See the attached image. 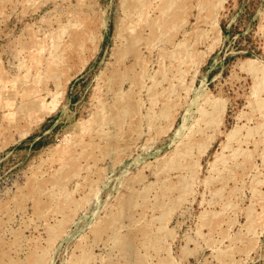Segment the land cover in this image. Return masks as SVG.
I'll list each match as a JSON object with an SVG mask.
<instances>
[{
	"label": "rangeland",
	"instance_id": "rangeland-1",
	"mask_svg": "<svg viewBox=\"0 0 264 264\" xmlns=\"http://www.w3.org/2000/svg\"><path fill=\"white\" fill-rule=\"evenodd\" d=\"M125 1L0 0V264H81L89 249L94 262L89 264H125L112 233L96 229L111 216H120L134 192L137 206L118 219L120 234L137 240L131 264L142 258L144 264H264V107L255 104L264 100V76L248 68L251 62L264 68V0H179L181 8L172 12L174 27L163 23L168 0H146L141 17L128 14L122 7ZM61 26L66 28L61 38L66 56L60 66H49ZM127 35L138 36L137 52L121 60L118 53ZM153 44L158 48L153 50ZM185 44L195 57L181 52L180 63L173 61L170 54ZM40 46L44 64L42 89L37 90L47 107L25 113L23 91L32 81L21 84V64L26 60L28 67L30 50ZM120 74L122 80L113 78ZM157 74L160 86L152 97ZM116 93L135 95L139 113L124 124L120 148L106 151L103 137L113 125L99 127L95 119L104 106L106 116L111 114ZM214 102L223 112L217 124L208 125L203 112L213 111ZM164 103L172 114L150 125L145 119L148 107L160 110ZM84 126L88 129L82 130ZM236 129L240 141L231 137ZM187 142L192 151L169 169ZM60 151L66 152L61 156ZM226 162L232 173L223 180L218 175L225 173ZM69 171L64 193L58 191L53 183ZM186 181L190 190L183 188ZM159 202L171 206L166 234H155L163 238L157 248L145 243L141 229L150 225L159 231L164 209Z\"/></svg>",
	"mask_w": 264,
	"mask_h": 264
},
{
	"label": "bare ground",
	"instance_id": "bare-ground-1",
	"mask_svg": "<svg viewBox=\"0 0 264 264\" xmlns=\"http://www.w3.org/2000/svg\"><path fill=\"white\" fill-rule=\"evenodd\" d=\"M185 1V0H184ZM29 3V2H28ZM180 3L181 2H179V0H168V3H167V5H166V8L164 9V17L165 18H167L168 20H165V21H163V23H165V26H168V27H171V26H173V22H174V18H173V20H172V15L174 14V10L176 9V8H181V5H180ZM184 3V2H183ZM82 4V3H81ZM123 4H124V6H122V7H125V10L127 11V13L128 14H130V15H132V14H134L135 16L136 15H140L141 14V11H142V9H143V7L145 6V4H146V0H126L125 2H123ZM151 5V4H150ZM185 5V4H184ZM148 7V6H147ZM158 7V6H157ZM76 8V7H75ZM161 8H163V7H161ZM216 9V8H215ZM144 10V9H143ZM150 10H148V12H149ZM172 12H173V14H172ZM145 13V12H144ZM125 14V13H124ZM75 15V14H74ZM127 15V14H126ZM145 15V14H144ZM151 15V14H150ZM142 16V14L140 15V17ZM149 16V15H148ZM153 16V15H152ZM161 16H162V14H161ZM62 17V16H61ZM60 17V18H61ZM128 17V16H127ZM139 17V16H138ZM73 18H75L74 16H73ZM77 18V17H76ZM123 18V17H122ZM158 18V17H157ZM160 18V17H159ZM185 18V17H184ZM78 19H80V18H78ZM162 19V18H161ZM154 20V19H153ZM158 20V19H157ZM164 20V19H163ZM176 20V19H175ZM76 21H77V19H76ZM79 21V20H78ZM159 21V20H158ZM178 21V20H177ZM155 22H157V21H155ZM214 22V21H213ZM137 24H138V22H136ZM160 23V24H159ZM181 23V22H180ZM75 24V23H74ZM131 24V23H130ZM136 24V25H137ZM155 24V23H154ZM174 24H176V23H174ZM182 24V23H181ZM71 25H72V23H71ZM90 25V24H89ZM95 25H96V23H95ZM132 25V24H131ZM135 25V24H134ZM162 25H164V24H162ZM67 27L68 26H70V22H69V24L68 25H66ZM72 26H75V27H80L79 25L78 26H76V25H72ZM84 26V25H83ZM151 26V25H150ZM156 26H158V28L160 29V26H161V22L159 21L158 23H157V25ZM175 26V25H174ZM173 26V27H174ZM182 26V25H181ZM92 27V26H91ZM126 27V26H125ZM132 27V26H131ZM137 27H138V25H137ZM140 27V26H139ZM162 27H164V26H162ZM184 27V26H183ZM61 28H62V26H61ZM122 28V27H121ZM128 28V27H127ZM135 28H136V26H135ZM152 28V27H151ZM177 28V27H176ZM182 28V27H181ZM78 29V28H77ZM141 29V28H140ZM179 29V28H178ZM142 30V29H141ZM170 30V29H169ZM175 29H172V31H174ZM180 30V29H179ZM77 31H79V30H77ZM131 31V30H130ZM176 31V30H175ZM96 32V31H95ZM121 32H122V30H121ZM128 32H129V29H128ZM132 32H134V30L132 31ZM132 32L130 33V34H132ZM137 32V31H136ZM136 32H134V33H136ZM166 32V33H165ZM164 33H165V35H170V34H168L167 33V31H165ZM178 32V31H177ZM66 33V28L64 27V28H62L61 29V31L59 32V34L57 35L56 34V36H57V43H55L56 44V49H55V55H53L48 61V63H49V66H50V64H52V65H56V67L59 65L60 66V64L61 63H63L64 61H63V59L65 58V56H64V48L61 46V44H62V42H64V41H62L61 42V38L63 39V35ZM80 33V32H79ZM92 33H94V32H92ZM91 33V34H92ZM123 33V32H122ZM125 33H127V32H125ZM125 33H124V35H125ZM147 33V32H146ZM173 33V32H172ZM89 34V33H88ZM95 34V33H94ZM129 34V33H128ZM143 34V33H142ZM82 35V34H81ZM90 35V34H89ZM138 35H140V34H138ZM144 35V34H143ZM55 36V37H56ZM65 36V35H64ZM85 36V35H84ZM122 36V35H121ZM163 36H164V34H163ZM157 37H158V35H157ZM171 37V36H170ZM74 38V37H73ZM88 38V37H87ZM56 39V38H55ZM122 39V38H121ZM124 39H125V37H124ZM143 39V38H142ZM162 39H163V37H162ZM166 39V38H165ZM171 39V38H170ZM24 40V39H23ZM54 40V39H53ZM64 40V39H63ZM77 40V39H76ZM88 40V39H87ZM157 40H159V38L157 39ZM164 40V39H163ZM67 41V40H66ZM141 41V40H140ZM142 41H144V39L142 40ZM165 41V40H164ZM167 41V40H166ZM165 41V42H166ZM169 41H171V40H169ZM173 41H175V39L173 38ZM180 41V40H179ZM26 42V41H25ZM138 42H139V38H138V36L137 35H127L126 36V39H125V46L123 47V49L121 50V51H119V53H118V59H121L122 60V58L125 56V55H127L128 53H131V52H134L135 50H136V48H137V45H138ZM22 43V42H21ZM122 43H123V41H122ZM144 43H146V42H144ZM155 43H157V42H155ZM167 43V42H166ZM172 43V42H171ZM179 43V42H178ZM185 43V42H184ZM64 44V43H63ZM88 44V43H87ZM168 44L170 45V42H168ZM181 44H182V42H181ZM22 45L23 44H21L20 46L22 47ZM27 45V44H26ZM40 45V44H39ZM80 45V44H79ZM160 45V44H159ZM165 45V44H164ZM167 45V44H166ZM165 45V46H166ZM175 45V44H174ZM188 45V44H187ZM24 46V45H23ZM28 46V45H27ZM32 46H35V45H32ZM69 46V45H68ZM71 47H73L72 45H70ZM78 46V45H77ZM139 46H141V45H139ZM146 46V45H145ZM154 46H156V44H153V50L154 49H156V48H158L157 46H156V48H154ZM163 46V45H162ZM190 46V45H189ZM189 46H186V44H185V46L183 47V45H180L177 49L179 50V52L178 51H176V52H174L173 54H170L171 56L170 57H172L171 59L173 60V61H176V62H178V61H181L182 60V58L180 57V53L182 52V53H184L185 55H186V57L187 58H190V59H192L191 57H195V55H193V53L194 52H192V50L189 48ZM29 47H31V46H29ZM37 47V46H36ZM39 47V46H38ZM37 47V48H38ZM41 47V46H40ZM70 47V48H71ZM160 47V46H159ZM170 47V46H169ZM175 47V46H174ZM35 49V47L34 48H32L33 49V51L32 50H30V53H29V63H30V67L28 68L27 66H26V64H28V63H26L27 61L25 60L24 62H22V64H21V66L23 67V69H25V74L24 75H22V77H21V84H23V83H26V81H32L29 85H27V87L25 88V91H23V93H24V97L26 98L25 99V101H26V105H25V107L23 108V109H25L24 111H25V113H26V111L28 110V111H32V110H34V109H36V108H40V107H47V103H46V101H44V100H42L41 98H39V92H41V91H39L38 92V88H40V87H38V86H40V83H39V81H40V78H41V72H40V66L42 65V63L44 64V62H43V58H40L39 56H41L42 54H43V48L41 47V48H39V49ZM151 48V47H150ZM166 48V47H165ZM18 49V48H17ZM22 49V48H21ZM35 49V50H34ZM65 49H67V48H65ZM69 49V48H68ZM142 50V49H141ZM151 50V49H150ZM168 50H170V49H168ZM70 51V50H69ZM137 51H135V53H136ZM163 52V51H162ZM134 53V54H135ZM139 53V52H138ZM133 54V53H132ZM161 54H164V53H161ZM133 56V55H132ZM140 56V55H139ZM147 56V55H146ZM168 55H166V57H167ZM183 56V55H182ZM24 57H26V56H24ZM28 57V56H27ZM130 57V56H129ZM145 57V56H144ZM187 58H183V59H187ZM195 59H197V58H195ZM124 60H126V58L125 59H123V61ZM139 60H142V59H139ZM194 60V59H193ZM63 61V62H62ZM67 61V60H66ZM192 61V60H191ZM137 62V61H136ZM139 62V61H138ZM175 62V63H176ZM185 62V61H184ZM21 63V62H20ZM60 63V64H59ZM171 62H169V66L171 65L170 64ZM174 63V64H175ZM178 63H180V62H178ZM58 64V65H57ZM67 64V63H66ZM65 64V65H66ZM116 64V63H115ZM127 64V63H126ZM133 64V63H132ZM148 64V63H147ZM149 64H150V62H149ZM160 64V63H159ZM164 64V63H163ZM119 65H123V64H119ZM137 65V64H136ZM173 65V64H172ZM63 66V65H62ZM133 66V65H132ZM131 66V67H132ZM165 66V65H164ZM176 66V65H175ZM64 67V66H63ZM114 67V66H113ZM116 67V66H115ZM134 67V66H133ZM163 67V66H162ZM174 67V66H173ZM172 67V68H173ZM182 66H180L179 68H181ZM250 67V70H253V71H255L256 73H257V75H258V77H259V73H262V75L264 76V68L262 67V66H259V65H255L253 62H251V64L248 66V68ZM21 68V67H20ZM49 68V67H48ZM55 68V67H54ZM117 68V67H116ZM119 68V67H118ZM144 68V67H143ZM142 68V69H143ZM165 68V67H164ZM163 68V69H164ZM184 67H182V69H183ZM49 69H52L51 67L49 68ZM48 69V70H49ZM145 69V68H144ZM20 70V69H19ZM60 70V69H59ZM129 70V69H128ZM172 70V69H171ZM180 69H178V71H179ZM184 70V69H183ZM5 71V70H4ZM22 71V70H21ZM49 71H51V70H49ZM142 71V70H141ZM166 71V70H165ZM164 71V72H165ZM169 71V70H168ZM20 72V71H19ZM132 72H134L133 70H132ZM143 72V71H142ZM146 72H147V70H146ZM158 72V71H157ZM161 72V71H160ZM171 72V71H170ZM255 72H253V73H255ZM145 73V72H144ZM162 73V72H161ZM175 73V72H174ZM52 74H55V73H52ZM118 74V73H117ZM140 74H141V72H140ZM139 74V75H140ZM146 74V73H145ZM143 75V76H146V75ZM153 74V73H152ZM18 75V74H17ZM51 75V74H50ZM60 75V74H59ZM62 75V74H61ZM136 75V74H135ZM138 75V74H137ZM166 75V74H165ZM164 74H162L161 76H165ZM63 76H64V73H63ZM133 76V75H132ZM151 76V75H150ZM157 76V80L155 79L154 80V83H153V85L150 87V91L152 92V97H153V95L155 94V93H157V90H158V87L160 86H158V84H159V81H160V79H159V77H158V74L156 75ZM176 76V75H175ZM2 77V71L0 70V78ZM55 77H57V76H55ZM115 77V79H120V80H122L121 78H123L124 77V75H121L120 74V76L118 75V76H114L113 75V78ZM152 77H154V76H152ZM177 77V76H176ZM179 77V76H178ZM177 77V78H178ZM261 77V76H260ZM6 78V77H5ZM20 78V77H19ZM59 78V77H58ZM109 78H110V76H109ZM146 77H144V79H145ZM149 78H151V77H149ZM155 78V77H154ZM153 78V79H154ZM162 78V77H161ZM176 78V79H177ZM128 79V78H127ZM137 79V78H136ZM175 79V78H174ZM17 80V79H16ZM43 80V79H42ZM56 80V79H55ZM133 80H135V79H133ZM171 80V79H170ZM172 80H173V77H172ZM257 80H258V78H257ZM264 80V79H263ZM28 81V82H29ZM60 81V80H59ZM113 81V80H112ZM124 81H125V79H124ZM131 81V80H130ZM147 81V80H146ZM167 81V80H166ZM169 81V80H168ZM175 81V80H174ZM177 81H178V79H177ZM262 81V80H261ZM42 82V81H41ZM120 82H123V81H120ZM136 82V81H135ZM144 82V81H143ZM171 82V81H170ZM263 82V81H262ZM17 83V82H16ZM20 83V82H19ZM39 83V85H37ZM137 83V82H136ZM136 83H135V85H136ZM139 83V82H138ZM148 83V82H147ZM160 83H164L162 80H161V82ZM111 84V83H110ZM140 84V83H139ZM138 84V85H139ZM146 84V83H145ZM171 84V83H170ZM178 84H179V82H178ZM182 84V83H181ZM115 85V84H114ZM134 85V84H133ZM173 86H174V84H172ZM171 85V86H172ZM257 85V84H256ZM260 85H262V84H260ZM14 86H16V84L14 85ZM42 86V85H41ZM137 86V85H136ZM140 86V85H139ZM147 86V85H146ZM163 86V85H162ZM176 86V85H175ZM174 86V87H175ZM258 86V85H257ZM19 86H16V87H14V88H18ZM43 87V86H42ZM108 87H109V85H108ZM120 87V86H119ZM133 87V86H132ZM145 87V86H144ZM143 87V88H144ZM164 87V86H163ZM168 87H170V86H168ZM259 87V86H258ZM263 87V86H262ZM20 88V87H19ZM58 88V87H57ZM60 88H62V87H60ZM114 90H113V92L115 91V88L114 87H112ZM125 88V87H124ZM146 88V87H145ZM148 88V87H147ZM161 88V87H160ZM176 88V87H175ZM174 88V89H175ZM5 89V88H4ZM7 89V88H6ZM40 89H42V88H40ZM47 89V88H46ZM133 89V88H132ZM177 89H178V87H177ZM11 90V89H10ZM131 90V89H130ZM136 90V89H135ZM142 90H144V89H142ZM146 90V89H145ZM260 90H261V87H260ZM17 91V89H15V92ZM47 91V90H46ZM164 91V90H163ZM167 91H168V89H167ZM170 92H171V90H169ZM178 91V90H177ZM264 91V90H263ZM43 92V91H42ZM112 92V93H113ZM140 92V94L139 95H141V93L143 92V91H139ZM161 92V91H160ZM159 92V93H160ZM166 92V91H165ZM191 92V91H190ZM17 93V92H16ZM118 93V92H117ZM117 93L115 94L116 96H117ZM119 93H121V91L119 92ZM136 93V92H135ZM147 93H148V91H147ZM163 93V92H162ZM167 93H169V92H167ZM172 93V92H171ZM170 93V94H171ZM60 94V93H59ZM122 94H124L123 92H122ZM138 94V93H137ZM143 94V93H142ZM165 93H163V95H164ZM125 95V94H124ZM117 96V99H116V101L114 102V104H113V106L110 108V110H111V114H108L107 116H106V110H108V108L106 109L105 108V111H104V107H103V109H102V111L99 113V114H97V117L98 118H96L95 120V122L97 123V125L100 127V126H102L103 125V127H105L106 125L108 126V125H113V130H112V128L110 129V130H108V133H106V136L105 137H103V138H106V141H107V143H106V151H114V149H119L120 147V145H119V140H120V138H121V132H122V128H123V126H124V124H126L128 121V119H130L132 116H135L137 113H139L138 112V104H140V103H138V102H136L134 99L136 98V97H134L135 95H131V94H127L126 96ZM160 95H161V93H160ZM166 95V94H165ZM57 96V95H56ZM137 96V95H136ZM157 96V95H156ZM155 96V98L157 99V97ZM162 96V95H161ZM1 97V96H0ZM165 97V96H164ZM164 97H163V99H164ZM138 98V97H137ZM162 98V97H161ZM167 98H168V95H167ZM55 99V98H54ZM158 99H159V97H158ZM56 100V99H55ZM54 100V101H55ZM58 100V99H57ZM137 100V99H136ZM140 100V99H139ZM207 100V99H206ZM211 100V99H210ZM6 101V100H5ZM53 101V102H54ZM143 100H141V102H142ZM153 101V100H152ZM155 101V100H154ZM7 102V101H6ZM52 102V101H51ZM159 102H160V100L158 101V103L157 104H159ZM106 103V102H105ZM144 103V102H143ZM142 103V104H143ZM149 103H152V102H149ZM168 103V102H167ZM167 103H164V105L166 104V106H163L164 108H160V110H157V109H155L154 107L153 108H151L152 106H154L153 104H152V106H150V107H148V108H150L151 110L149 111V112H147L148 114H147V116H145V119H147V121H148V123L150 124V125H154V124H156V122H158L160 119H162V118H168L169 117V115H170V113L172 114V112H171V110H170V105L169 104H167ZM212 103V102H211ZM215 104L214 105H212V109H214L213 111H211V112H207L206 111V108H205V111L203 112V115H204V117H205V123H207L208 125L209 124H214L216 121H218L217 119H218V117H219V115H222V105L220 104V103H216V102H214ZM103 104H104V102H103ZM145 104V103H144ZM206 104V103H205ZM213 104V103H212ZM256 106H258V108L259 107H264V100H262L261 98L260 99H258L257 101H256ZM151 105V104H150ZM102 106V105H101ZM100 106V108H102ZM109 106V105H108ZM145 106V105H144ZM225 106V105H224ZM223 106V107H224ZM4 107V106H3ZM156 107V106H155ZM211 108V107H210ZM45 109V108H44ZM50 109V108H49ZM141 109V108H140ZM211 109V110H212ZM261 109V108H260ZM224 110V109H223ZM27 111V112H28ZM109 111V110H108ZM222 111V112H221ZM23 112V111H22ZM218 112V113H217ZM24 113V114H25ZM29 113V112H28ZM141 113V112H140ZM216 113V114H215ZM221 113V114H220ZM30 114H31V112H30ZM30 114H28V116L30 115ZM40 114V113H39ZM23 115V114H22ZM27 115V114H26ZM34 116V115H33ZM95 116V115H94ZM138 116V115H137ZM142 116V115H141ZM96 117V116H95ZM94 117V118H95ZM201 118H202V116H200ZM132 119H135V117L134 118H132ZM26 120V119H25ZM131 120V119H130ZM142 120V119H141ZM92 121H93V119H92ZM144 121V120H143ZM84 122H86V121H84ZM94 122V121H93ZM92 122V123H93ZM141 122V121H140ZM140 122H138L140 125L142 124V122L140 123ZM110 123H112V124H110ZM27 124V123H26ZM89 124V123H88ZM94 124V126H95V123H93ZM207 124L204 126L205 128L207 127ZM215 124H217V122L215 123ZM214 124V125H215ZM82 125V124H81ZM105 125V126H104ZM134 126H135V128H136V125L135 124H133ZM139 125V126H140ZM106 126V127H107ZM243 126V125H242ZM244 126H246V125H244ZM262 127H260L261 129H262V131L264 132V124H262L261 125ZM83 127V126H82ZM141 127V126H140ZM87 128V126H84V128H81L82 130H85ZM90 128H92V126L90 127ZM96 128V127H95ZM137 128H138V125H137ZM88 129V128H87ZM101 129V128H100ZM106 129H109V128H106ZM105 128H104V130H106ZM249 129H251V128H249ZM92 130H93V128H92ZM139 130V129H138ZM237 130V129H236ZM253 130V129H252ZM252 130L251 131H249L248 132V136H251V135H253L252 134ZM255 130V129H254ZM203 131H204V129H203ZM102 132V131H101ZM106 132V131H105ZM239 132V130H237V131H235V132H233V134H232V139H234V141L235 140H237V141H240V132ZM99 133V136H100V131L98 132ZM102 133H104V131L102 132ZM254 133V132H253ZM244 135V134H243ZM245 135H247V133L245 134ZM244 135V137H246ZM72 137V136H71ZM101 138V137H100ZM68 139V138H67ZM70 139V138H69ZM239 139V140H238ZM241 139H242V136H241ZM264 139V138H263ZM232 141V140H231ZM192 143H189V142H187L182 148H180V150L176 153V160L174 161V162H172L171 164H170V166H169V169L170 168H176V167H178L180 164H181V161H182V159H183V157L184 156H187V155H189L190 154V152L192 151ZM85 148V147H84ZM67 149V148H66ZM86 151V150H85ZM88 151H90V149L88 150ZM64 152H66V151H64ZM64 152H61L60 151V155L61 156H63L64 155ZM117 153V152H116ZM84 154H86V153H84ZM90 154V153H89ZM242 154V153H241ZM87 155V154H86ZM85 155V156H86ZM116 155V154H115ZM189 157V156H188ZM90 158V157H89ZM91 158H92V156H91ZM60 159V158H59ZM114 159V158H113ZM223 159V158H222ZM222 159H220V160H222ZM65 160V159H64ZM226 159H225V157H224V160L223 161H225ZM72 161V160H71ZM230 161V160H229ZM62 162H63V160H62ZM61 162V163H62ZM63 164H64V162H63ZM71 164H72V162H71ZM226 164H227V162L224 164V169H225V173H224V170L222 171V172H219L220 173V176L218 175V177H220L221 179H225L226 178V175H230L231 173H232V170L231 169H229L228 168V170L226 169L227 168V166H226ZM77 165V164H76ZM197 165V164H196ZM176 166V167H175ZM79 167H80V165H79ZM78 167V168H79ZM82 167V166H81ZM71 169H75V166H72L71 167ZM78 171V170H77ZM80 171H81V169H80ZM79 171V172H80ZM221 171V170H220ZM195 172V171H194ZM76 173V172H75ZM162 173V172H161ZM69 174H71V172L69 171L68 172V174L66 175V176H58L57 177V179L55 180V182L53 183V184H55L56 185V187H59V190L58 191H62L63 190V184H64V180L66 179V177H69ZM77 174V173H76ZM189 174V173H188ZM191 174H192V172H191ZM195 174V173H194ZM73 176V175H72ZM193 176V175H192ZM191 176V177H192ZM195 176V175H194ZM231 176V175H230ZM37 177V176H36ZM73 178V177H72ZM192 178H194V177H192ZM74 179V178H73ZM182 179H185V178H182ZM218 179V178H217ZM165 180H167V179H165ZM67 181V180H66ZM259 182V181H258ZM68 183V182H67ZM186 185L183 187L184 189H186V190H190V188H191V182L190 181H186V183H185ZM211 184V183H210ZM92 186H94V185H92ZM44 187V186H43ZM47 187V186H46ZM95 187H94V191H95ZM64 190H65V188H64ZM64 190H63V193H64ZM169 190V189H168ZM56 191V190H55ZM91 191V190H90ZM136 191V190H135ZM167 191V190H166ZM166 191H163V192H166ZM66 192V191H65ZM92 192H93V190H92ZM91 192V193H92ZM97 192V191H96ZM59 194H60V192H59ZM62 194V193H61ZM90 194V193H89ZM34 195H35V193H34ZM58 195V194H57ZM67 195V194H66ZM70 195V194H69ZM131 195V194H130ZM54 196H55V194H54ZM68 196V195H67ZM135 196H138V193L135 195V192H134V194H132L131 196H129L130 197V200H128V202H126V205H125V207L124 206H122L121 207V210H120V208H118L120 211V216L118 215V217L116 216V215H113V216H111L110 217V219L109 220H107L106 222H102V224L100 223V225L98 226V228L96 229V231H97V233H101V232H104V231H109V232H111L112 233V236H111V241L113 242V244H114V246L119 250V254L121 255V260L122 261H124L125 262V264H131V261H132V258L134 257V241H137V240H133L132 238H129V236H128V238L127 237H124V235L122 236L121 234H120V230H119V223H118V219L120 218V217H122L123 216V214H124V211H126L127 210V208H129V210H130V207H134L135 205H136V203H134L135 201H133V199H134V197ZM52 197V196H51ZM50 197V198H51ZM157 197V196H156ZM163 197H165V195H163ZM162 197V198H163ZM37 198V197H36ZM53 198V197H52ZM52 198L50 199V200H52ZM70 198V197H69ZM56 199H58V197L56 198ZM67 199V198H66ZM71 200V199H70ZM78 201V200H77ZM85 201V200H84ZM164 201V200H163ZM88 202V201H87ZM166 202V201H165ZM160 203V202H159ZM161 205H163L164 206V209L162 210L163 211V213H162V216H161V218L162 219H159V221H160V228H159V231L158 232H156V231H154V229L150 226V225H146L144 228H142L141 230H142V232H143V235H144V241H145V243H153L157 248H159V247H161V246H163L161 243H162V241H163V238H161V237H159V236H155V234H158V235H165L166 234V232H167V229H166V227H165V218H166V216H167V214L169 215L170 214V206H171V204H167V203H160ZM68 205V204H67ZM228 205H230V204H228ZM26 206V205H25ZM60 206V205H59ZM69 206V205H68ZM137 206V205H136ZM66 207V206H65ZM73 207V206H72ZM38 208V207H37ZM66 209H67V207H66ZM168 209V210H167ZM70 210V209H69ZM128 211V210H127ZM70 212V211H69ZM68 212V213H69ZM66 214V213H65ZM64 214V215H65ZM73 215V214H72ZM165 215V216H164ZM128 216V215H127ZM254 216V214L252 213L251 214V218ZM72 217V216H71ZM125 217H126V215H125ZM250 218V217H249ZM129 219H130V217H129ZM128 219V220H129ZM101 221V220H100ZM121 221V220H120ZM119 221V222H120ZM253 221H255V220H253ZM121 223V222H120ZM61 224H63V223H61ZM99 224V223H98ZM60 226V225H59ZM58 226V227H59ZM97 226V225H96ZM121 226V225H120ZM57 229V228H56ZM59 230V229H58ZM54 231V230H53ZM61 231H62V229H61ZM67 231V230H66ZM95 232V231H94ZM52 233H55V232H52ZM105 233V232H104ZM103 233V234H104ZM141 233V232H140ZM252 233V232H251ZM47 234V233H46ZM49 234V233H48ZM94 234H96V233H94ZM257 234V233H256ZM105 235V234H104ZM106 235H109L108 233L106 234ZM135 235V234H134ZM101 236H103L102 234H101ZM110 236V235H109ZM18 237V236H17ZM52 237V236H51ZM85 237V236H84ZM131 237V236H130ZM18 239H20V238H18ZM55 239V238H54ZM53 239V240H54ZM83 239V238H82ZM110 239V238H109ZM56 240V239H55ZM54 240V241H55ZM139 242H140V240H139ZM143 242V241H142ZM21 243V242H20ZM51 243H52V241H51ZM107 243V242H106ZM108 243H111V242H108ZM56 244V243H55ZM137 244V243H136ZM140 244H141V242H140ZM150 244V245H151ZM49 245H50V243H49ZM142 245H143V243H142ZM153 245V246H154ZM38 246V245H37ZM108 246V245H107ZM113 246V245H112ZM50 247V246H49ZM139 247V246H138ZM141 247V246H140ZM84 248V246L82 247V249ZM148 248H149V245H148ZM148 248L146 249V250H148ZM155 248V247H154ZM164 248H166V247H164ZM163 248V249H164ZM48 249V248H47ZM85 249V248H84ZM94 249V248H93ZM112 250H113V252L115 251L114 250V248H111ZM139 249V248H138ZM138 249H136L135 248V250L137 251ZM141 249V248H140ZM89 250H91V249H89ZM89 250H87V251H89ZM150 250V249H149ZM36 251V250H35ZM44 251H46L45 249H44ZM48 251V250H47ZM85 252L84 254H83V257L80 259V263L81 264H89L90 262H91V255L88 253V252ZM141 251V250H140ZM89 252H91V251H89ZM171 252V251H170ZM136 253V252H135ZM148 253H150V252H148ZM91 254H92V252H91ZM144 254H146V253H144ZM143 254V255H144ZM48 255V254H47ZM171 255V254H170ZM81 256V255H80ZM119 256V255H118ZM136 256H138V255H136ZM135 256V257H136ZM22 257V256H21ZM139 257V256H138ZM145 257V256H144ZM153 257V256H152ZM118 258V257H117ZM119 258H120V256H119ZM141 258V257H140ZM150 258V257H149ZM154 258V257H153ZM162 258V257H161ZM96 259V258H95ZM109 259V258H108ZM138 259V258H137ZM142 259H144V258H142ZM136 260V261H138V264H144V260ZM155 259H157V258H155ZM164 259V258H163ZM159 260H160V258H159ZM37 261V260H36ZM100 261V260H99ZM106 261V260H105ZM146 261V260H145ZM149 261V260H148ZM164 261V260H163ZM162 261V262H163ZM175 261V260H174ZM37 262H39V261H37ZM36 262V263H37ZM93 262V261H92ZM91 262V263H92ZM117 262V261H116ZM118 262H119V260H118ZM153 262H155V261H153ZM40 263V262H39ZM42 263V262H41ZM77 262H75V264H76ZM79 263V262H78ZM94 263V262H93ZM104 263V262H103ZM149 263H151V262H149ZM160 263V262H159ZM158 263V264H159ZM108 264H113V263H108ZM133 264V263H132ZM161 264H165L164 262L163 263H161ZM166 264H169V263H166Z\"/></svg>",
	"mask_w": 264,
	"mask_h": 264
}]
</instances>
